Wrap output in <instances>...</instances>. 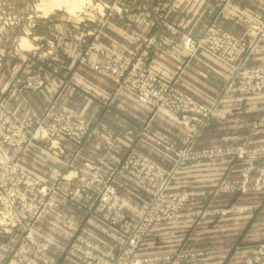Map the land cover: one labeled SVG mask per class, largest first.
<instances>
[{
  "label": "rangeland",
  "instance_id": "obj_1",
  "mask_svg": "<svg viewBox=\"0 0 264 264\" xmlns=\"http://www.w3.org/2000/svg\"><path fill=\"white\" fill-rule=\"evenodd\" d=\"M212 1L213 0H201L200 8L202 12L200 18L207 20L206 25L202 27V31L195 36L191 34L192 29H195L200 19L196 17L190 22V25H188L189 23L182 24L184 26L181 28L184 29L188 26L189 32L187 30L183 33V37L181 38L184 39L185 36H193L195 39L202 37L213 22L217 23L215 17L210 20L207 19L208 14L205 8L210 7L209 5ZM214 1L218 5H221L225 4L227 0ZM183 7L184 5H182L181 0H0V69L7 70L6 81H8V87L14 88L15 91L16 87H19L18 92L16 91L18 95H20V92L22 96H25L23 95V91L27 89L35 91L44 87V84H46V81L44 80L45 77L60 75L65 63L70 61L74 66H77L80 69L86 68L95 73L98 77L110 82L113 86L114 94L119 91L126 92L132 95L139 103L149 106L152 109L153 115H163L188 130V134L179 149L166 148V150H169L172 155V162L168 168L162 167L146 155L130 150L125 153L122 161L117 165L109 163L103 157L97 158L94 164L91 165L87 176H81L76 171L69 170L65 174L57 176L56 180H41L29 173L23 167L22 158L30 149H38L52 158H59L65 153V148L68 143L76 146L75 140H68L67 137L63 136L66 131L65 123L67 122L66 114L61 113L63 109L69 110L74 116L76 115V117H80L82 120L84 119L91 125V127H93V123L87 121L75 111L59 104V98L65 87V81L49 96L44 107H42L40 111L28 107H25V109L22 107V109L18 111L19 113L13 111V109L11 110L2 97L5 91H2V88H0V112L1 110H5L8 115V119L0 116V145L2 144L9 153L8 159H5L3 155L0 159V177H5V185L1 191V193H3V201L2 203L0 201V237H3V240H6L13 245L3 264H9V262L14 259L15 254H17V257H26L27 254H34L36 251L35 244L39 245L36 238L35 244L31 241L26 242L24 239V235L27 233L25 231L26 229H24L23 224L18 225L16 223L17 220H15L16 217L23 212H30V214L33 213L38 185L47 187L56 186L59 191H66L65 193L70 195V199L63 196L64 192H58L53 195L51 200L55 202L56 207H45L42 210L40 216L31 227L33 235L35 225L45 211L59 210V201L57 198L65 200L82 210L76 206L77 204L74 202L75 200L79 201L77 194L81 191L75 178L80 179V177H83L91 179L94 171L99 168L100 163H103L112 169H118L122 165H125L123 164L125 160L127 162L129 158L141 155L149 158L151 162L162 168L165 172L174 171L168 186V192L178 193L185 198V202L182 210V218L153 224L150 231L145 235L144 240L135 251V254L139 259L151 261L153 264H193L196 261L205 260L208 255L211 254L212 250L205 248L208 241L223 243L225 239H227L228 243V240H231L234 245L233 264H264V240H261L264 239V226H256L251 233V235H254L253 238L259 236L258 240L261 241L256 242L255 244H250L253 245V247L250 248L249 251L247 249H241L242 246H244V241H247L246 239H243L244 235L241 232V224L244 223L241 221V218L244 219L247 214L256 211L261 205L257 199L264 196V142L260 145L250 146L247 142L240 144L239 139L234 142L230 140L228 141L226 140V134L224 133V128L227 127V124L216 123L229 114L222 112L220 109V104L225 101L227 96L246 94L249 97L263 100L259 102L257 107H255L256 118H254L253 123H251L249 134L258 132V134L262 133L264 136V75L263 78H260L259 80L255 79L254 81H251L253 83L248 84L247 86L246 77L237 76L232 84L229 79L232 76L234 69L228 63L223 62L230 67V73L226 82L221 87L213 102L210 105H203L178 88V75L173 80H166L151 71L149 65L151 60V49L163 51L165 53H167L166 50H168L160 39L156 37L153 39L150 37H141L137 41L138 43H135L131 53L127 56L102 51L97 47L94 41L103 28H107L113 24H120L122 28L131 30V25H133L131 20L133 16L139 17V21L142 22V28H140V31H143L145 26V18L148 20H146L148 25H151L154 28L156 25L161 26L166 23V19H170L171 17H173V19L179 18V23L187 18L180 14ZM188 8L186 12L188 11ZM263 24L264 20L259 24H251L243 34L239 35L228 31L220 24H218V26L232 35L236 41L241 40L243 44L249 46L253 41L251 37H256L258 35L257 31L254 29H259ZM178 25H181V23ZM133 26L139 28V22L135 23ZM136 31L137 30L134 29V32ZM183 39L181 42L182 57L173 58L175 61L177 60L182 68L193 59H189L182 50ZM262 43H264V40L254 42L250 50L246 51L249 52V57L245 62L246 68H243V74L257 69L264 72V64L253 66L250 63L253 59L257 60V54L259 50H262ZM212 56L219 59L214 55ZM118 59H125L131 62H129L130 68H128L123 77L117 81L118 78L113 75V70L116 68L115 66ZM219 60L221 61V59ZM97 68L100 69V72L96 70ZM133 68H137V71L131 72ZM47 73H50L51 75H48ZM149 77L174 85L175 89L183 93L186 97L190 98L200 106L211 110L212 117L202 119L203 117L201 116L199 118V123L190 121L185 124L184 122L176 121L161 112L155 111L148 104L140 102L138 96L133 91H135V89H137L140 84ZM257 83L259 84L255 85ZM228 85L231 86L228 87ZM257 87H259V89ZM19 89L21 90L19 91ZM23 101L28 104L26 99ZM252 106L250 109H252ZM39 122L41 123L42 128L47 129L49 132L46 136L38 132ZM213 123L217 126L216 130H221V132H217L216 137L211 138L214 141L213 143L211 142L212 145L208 147L210 143L205 142V148L194 150L199 135H201ZM23 131L26 134H23ZM144 131L145 127L141 130V133H143L141 136L145 135ZM91 134L92 132L89 133L88 138ZM186 148H189L193 153H198L199 158L195 160L178 161L177 154ZM19 150L20 153L17 155L15 161L11 162L10 157ZM220 159H228L231 161L233 179H218L212 185H205L204 183L199 182L195 184L190 183V187L193 188L191 191H193L195 187L198 188L197 191L199 192H209V195L215 199V202L211 204L205 203L204 201L189 202V199L192 197L191 193L180 190L176 186L174 187L175 178L177 177L180 168L185 163L194 161L204 162L209 160L217 161ZM6 167H9V170H14L12 173L9 172V174H5L7 173L5 172L7 170ZM102 169H104V167H102ZM73 175H76V177L72 180L70 177ZM118 176L119 177L114 181L116 191L118 181L122 180L129 185L133 191L146 197L144 208L141 212L142 214L145 211L147 204L149 205L151 203L148 196L124 178L122 179L120 175ZM116 193L119 206L122 208L120 207L111 212L110 217L115 219L114 223L100 221L91 216V214H87L84 210L82 211L86 213L89 219L95 221L108 231L115 233L120 238L119 244L111 249L102 248L81 237H73L64 251L65 258L79 264L75 259L70 257L71 248L74 245L73 243L78 240L94 245L101 250H111V252H117L125 241H127V235L123 234L125 227L128 225H135L140 219L141 214L134 219L125 216V206L120 201L118 192ZM207 197L208 196H206V198ZM227 198H229V202L226 201ZM33 204L34 206H32ZM224 217H227L225 218L227 220L226 224L227 227L230 228L225 227L224 223H221V218L224 219ZM209 219L210 221H221L217 226L218 232L211 235V238L196 226L197 222H207ZM185 222H187L185 228H189L186 230L185 239L183 241H193L197 243L195 246H198L199 249H187L182 246L181 249H174L169 255H162L159 253L153 254L152 252H149L150 249L147 248V244L151 242L150 233L152 229L175 227L177 226V223ZM192 222H195V224L192 225ZM229 229H231V233L228 231ZM175 231H177L176 228L168 234H163L162 238L158 233L157 243H169V246H171L170 244L176 243L178 238H176ZM39 246L41 249H44L43 246ZM44 251L48 255L45 249ZM245 251H248L249 253L246 254ZM217 252L219 253L220 250ZM48 257L50 256L48 255Z\"/></svg>",
  "mask_w": 264,
  "mask_h": 264
},
{
  "label": "crops",
  "instance_id": "obj_2",
  "mask_svg": "<svg viewBox=\"0 0 264 264\" xmlns=\"http://www.w3.org/2000/svg\"><path fill=\"white\" fill-rule=\"evenodd\" d=\"M181 1L184 7L180 14L187 17L184 21L178 23L179 18L173 19L171 17L166 19V23L161 26L156 25L154 28L148 25V20L145 18V26L143 31H140L142 22L139 21V17L133 16L131 23L134 25L139 22V28L131 25L132 29L130 30L122 28L120 24H113L103 28L94 41L102 51L127 56L141 37L160 39L168 50L165 53L151 49L149 63L151 71L166 80H173L178 75V88L197 102L210 105L226 82L230 67L206 51H200L184 68L177 60L173 59L183 55L181 51L183 38L181 37L188 30V26L182 29L181 27L184 26L182 24L189 23L188 25H190L193 19L200 18L202 12L201 0ZM209 6L205 8L208 14L207 19L210 20L215 17L218 24L237 35L243 34L251 24H259L264 20V0H227L225 4L221 5L213 0ZM187 8L188 11L186 12ZM180 23L181 25H178ZM206 23L207 20L200 18L198 25L192 29L191 34L195 36L200 33ZM134 29L137 31L134 32ZM261 49L257 54V60H251V65L264 64V43H262ZM6 71L0 69V88L5 91L2 97L11 110L18 112L22 107L23 109L28 107L40 111L49 96L65 81L59 104L75 111L93 123L92 134L86 142L81 147L68 143L65 153L59 158H52L38 149H30L24 154L22 158L23 167L38 179L53 181L57 179V176L63 175L69 170L76 171L81 176H87L91 165L97 158L103 157L109 163L117 165L122 161L125 153L130 150L146 155L162 167L168 168L172 162V155L166 148L179 149L188 134L185 127L167 117L159 114L153 115L149 106L139 103L132 95L122 91L114 94L110 82L98 77L86 68L80 69L74 66L70 61L65 63L60 75L53 76L47 73L51 76L45 77L46 84L44 87L35 91L24 90L23 95L25 96H22L20 92V95L16 93L19 87H16V91L14 88L8 87ZM23 98L28 101L29 105L24 103ZM261 101L263 100L249 97L246 94L227 96L225 101L220 104V109L229 114L216 122L227 124V127L224 128L226 140L234 142L239 139L240 144L247 142L250 146L263 144L264 136L262 133L249 134L251 123L256 118L255 107ZM249 104L253 105L252 109H250ZM144 127L145 135L141 136L143 134L141 130ZM216 129L217 126L213 123L199 135L194 150L205 148V142L210 143L208 146L210 147L214 142L211 138H215L217 132H221V130L217 131ZM1 157L0 152V159ZM231 169L232 163L228 159L185 163L175 178L174 187L191 193L192 197L189 202L204 201L211 204L215 202V199L209 195L210 193L199 192L197 191L198 188L195 187L191 191L193 188L190 187V183L199 182L212 185L218 179L231 180L233 179ZM117 192L120 201L125 206V216L132 219L138 217L144 208L146 197L133 191L122 180L117 183ZM206 196L208 197L206 198ZM57 200L59 201V210L45 211L34 228L36 241L47 251L54 264H77L75 261L64 257V251L73 237H81L102 248L111 249L119 244L120 238L115 233L89 219L84 211L67 201L60 198ZM226 201L229 202V198ZM257 201L261 204L260 207L247 214L244 219L241 218V221L244 222L241 224V232L244 235L243 239L247 240L244 241V246L241 249L248 251L253 247L250 244L264 240H258L259 236L253 238L254 235H251L253 228L264 226V196ZM225 218L227 217L221 218L222 222L210 221V219L207 222L199 221L196 226L210 237L218 232L217 226L220 222L227 227ZM186 223H177L175 227L152 229L150 233L151 242L147 244V248L150 249L149 252L169 255L174 249H181L182 246L187 249H199L198 246H195L197 243L183 241L186 230L189 228H185ZM193 224L195 222H192ZM174 228L177 230L175 231L176 238H178L176 243L170 244L171 246L168 245L169 243H157L158 233L162 238L163 234H168ZM230 230L228 231L231 233ZM228 241L229 243L227 239L223 243L208 241L205 248L211 249V254L205 260L196 261L193 264H233L234 245L231 240ZM12 246L8 241L3 240V237H0V264H3L8 257ZM218 250H220L219 253ZM248 251L245 253L248 254Z\"/></svg>",
  "mask_w": 264,
  "mask_h": 264
},
{
  "label": "built area",
  "instance_id": "obj_3",
  "mask_svg": "<svg viewBox=\"0 0 264 264\" xmlns=\"http://www.w3.org/2000/svg\"><path fill=\"white\" fill-rule=\"evenodd\" d=\"M257 31L256 37L252 38V43L247 46L241 40H235L232 35L227 33L223 28L213 22L202 37L195 39L193 36H185L183 39L182 50L186 56L191 59L194 58L201 50L208 51L221 59L222 62L228 63L234 69L233 74L229 81L233 84L237 76L246 77V86L252 84L255 79L263 78L264 72L260 69L248 71L243 74V68H246V61L249 57V51L254 42L264 40V24ZM261 37V38H260ZM131 61L125 59H118L116 68L113 70V75L120 80L124 73L130 68ZM100 72V69L97 68ZM137 68H133L131 72H136ZM251 82V83H249ZM259 83L255 84L258 85ZM231 85H228L230 87ZM133 88V87H132ZM259 89V87H257ZM138 100L142 103L150 105L155 111L161 112L166 116L173 118L176 121L184 122H197L199 118H211V110L200 106L199 104L186 97L183 93L175 89L172 84H167L158 81L155 78L149 77L144 80L140 86L133 91ZM66 114L67 122L66 131L63 136L68 140H75L76 147H81L88 138L89 133L92 132L91 125L80 117L74 116L72 112L63 109L61 112ZM0 116L8 119L5 110H1ZM6 116V117H4ZM11 116V115H10ZM13 117V116H11ZM183 124V123H182ZM39 133L46 136L49 132L43 129L39 122ZM23 134L24 131L22 132ZM0 151L5 159H8V151L0 145ZM20 150L13 154L11 162L15 161ZM133 154V153H132ZM132 157V156H130ZM199 158L198 153H193L189 148L184 149L177 154L178 161L195 160ZM103 164V163H102ZM100 163L99 168L94 171L91 179L80 177L76 179L79 184L80 192L77 194L79 201H74L79 208L84 210L87 214H91L94 218L100 221H107L114 223L115 219L110 217L113 210L119 209L117 191L115 190L114 181L118 175L126 181L142 190L149 198L150 204L146 206L145 211L141 214L140 219L133 226L128 225L125 227L123 234L127 235V241L121 246L117 252L101 250L98 247L88 244L84 241L78 240L73 243L70 257L75 259L79 264H153L151 261L139 259L135 251L145 238V235L150 231L154 223L166 222L172 219L182 218V210L185 198L178 193H169L168 186L174 171L165 172L162 168L150 161L149 158L144 156H137L129 158L121 169H112ZM2 165V162H1ZM104 169H102V167ZM7 173H12L9 167H6ZM76 177H70L72 180ZM5 185V177H0V201H3V193H1ZM69 186V185H68ZM68 188V187H67ZM58 192H64L63 196L70 199V195L66 191H59L56 186L47 187L38 185L36 190V203L33 208V213H21L15 220L18 225L23 224L25 231L24 239L31 241L35 244V237L32 233L31 227L40 216L45 207L55 208L56 204L51 200V197ZM122 208V207H121ZM2 217V213H1ZM21 221V222H18ZM15 226V225H14ZM5 232V231H4ZM36 251L34 254H27L26 257H17L9 264H54L50 257L41 249L39 245L35 244Z\"/></svg>",
  "mask_w": 264,
  "mask_h": 264
}]
</instances>
